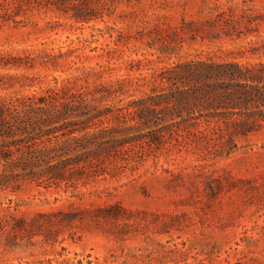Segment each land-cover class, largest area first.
I'll list each match as a JSON object with an SVG mask.
<instances>
[{"label": "rangeland", "instance_id": "obj_1", "mask_svg": "<svg viewBox=\"0 0 264 264\" xmlns=\"http://www.w3.org/2000/svg\"><path fill=\"white\" fill-rule=\"evenodd\" d=\"M10 13L0 102L85 94L106 112L94 126L133 141L56 181L16 168L0 184V264H264V103L242 104L235 132L221 117L236 114L198 102L186 76L235 63L264 83V0H29Z\"/></svg>", "mask_w": 264, "mask_h": 264}, {"label": "trees", "instance_id": "obj_2", "mask_svg": "<svg viewBox=\"0 0 264 264\" xmlns=\"http://www.w3.org/2000/svg\"><path fill=\"white\" fill-rule=\"evenodd\" d=\"M25 1L29 0H0V9H3L0 17H10L12 8ZM186 76L197 79L192 90L198 102L216 109L228 107L236 114L235 117H221L235 132L243 129L240 106L256 100L264 103V83H258L259 76L254 72L245 74L235 63L200 61L187 70ZM48 92L22 94L12 101L0 102V184H6L16 175L38 181H56L68 168L79 170L93 164L94 156L101 149L107 151L104 158L108 159L111 150L132 143V138L113 137L115 127L109 123L94 126L96 119L101 121L106 112L91 104L85 94L79 98L60 96L58 99L57 91L48 89ZM182 93L180 91L178 95ZM177 109L178 105L174 103L166 108V112ZM261 117L264 118V114ZM216 126H220L219 121L211 125L212 128ZM123 149L132 148L126 146ZM16 168L21 171L12 176ZM8 169L10 172L6 171Z\"/></svg>", "mask_w": 264, "mask_h": 264}]
</instances>
